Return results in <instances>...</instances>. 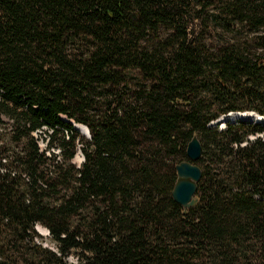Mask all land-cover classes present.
<instances>
[{
    "label": "trees",
    "instance_id": "obj_1",
    "mask_svg": "<svg viewBox=\"0 0 264 264\" xmlns=\"http://www.w3.org/2000/svg\"><path fill=\"white\" fill-rule=\"evenodd\" d=\"M192 11L264 25V0H0V264H264V123L209 125L264 115V45L210 52ZM194 133L183 214L174 166Z\"/></svg>",
    "mask_w": 264,
    "mask_h": 264
},
{
    "label": "rangeland",
    "instance_id": "obj_2",
    "mask_svg": "<svg viewBox=\"0 0 264 264\" xmlns=\"http://www.w3.org/2000/svg\"><path fill=\"white\" fill-rule=\"evenodd\" d=\"M190 13V19L187 23L188 30L191 33L190 36H196L197 38H199L205 44L206 48L209 49L210 52L220 47H223L224 45H226V43L233 42L241 43L242 47L251 52L259 50L260 46L264 45V25L258 28H252L244 24H234L233 27L231 26L230 28H227L221 26L220 24H217L213 20L207 19L205 13H203L199 18L193 17L196 12L192 11ZM210 13L216 12L213 11ZM129 80L131 81L130 83H134L137 81V79L134 78H131ZM80 124L85 126L84 123ZM80 134L83 135L82 133ZM36 136L38 137V145L40 149L44 150L46 148L47 132L39 130L36 133ZM54 151L57 153V149H55ZM82 159V152L78 147L72 159V162L75 164V166L78 167L81 164ZM37 228L42 233L41 234L40 232H38L42 236V238L40 239L42 243L45 246H49L50 248H52L53 242L50 240L48 229L46 227L44 228V226L42 225H38ZM42 229L46 232H42ZM67 261L76 264V255L70 254L67 257Z\"/></svg>",
    "mask_w": 264,
    "mask_h": 264
},
{
    "label": "water",
    "instance_id": "obj_3",
    "mask_svg": "<svg viewBox=\"0 0 264 264\" xmlns=\"http://www.w3.org/2000/svg\"><path fill=\"white\" fill-rule=\"evenodd\" d=\"M247 113H256L257 116L248 118L244 116ZM225 115L231 116L229 122H235L237 120H248L256 123H264V115L259 114L255 111H229L223 114V116ZM223 116H219L216 119L210 121L209 125L218 126L219 129H223L227 123V121L223 119ZM70 122L74 127V122ZM83 134L87 138H90V132L87 126L86 132ZM201 149V142L197 134L194 133L185 147L186 159L178 162L174 166L176 172V180L171 191V197L178 205H180L183 214H185L190 207L195 206L198 202V198L196 196L197 183L199 182L202 173L200 167L197 165V160L201 155ZM82 160H84V157ZM37 231L39 232L38 228Z\"/></svg>",
    "mask_w": 264,
    "mask_h": 264
},
{
    "label": "bare ground",
    "instance_id": "obj_4",
    "mask_svg": "<svg viewBox=\"0 0 264 264\" xmlns=\"http://www.w3.org/2000/svg\"><path fill=\"white\" fill-rule=\"evenodd\" d=\"M245 117H248V118H253L254 116H257V114L255 113V114H250V113H247L246 115H244ZM231 116H229V115H225V116H223V119H225L226 121L228 120H230L231 118H230ZM227 121V122H228ZM74 127L80 132V133H85L86 132V127L84 126V125H82V124H79V123H74ZM40 228V227H39ZM41 229V228H40ZM42 232H46L45 230H43L42 229Z\"/></svg>",
    "mask_w": 264,
    "mask_h": 264
}]
</instances>
